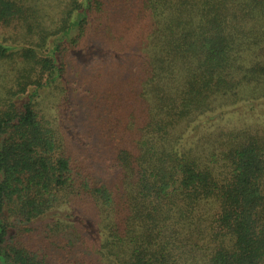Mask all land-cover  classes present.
Returning <instances> with one entry per match:
<instances>
[{"label":"trees","instance_id":"obj_1","mask_svg":"<svg viewBox=\"0 0 264 264\" xmlns=\"http://www.w3.org/2000/svg\"><path fill=\"white\" fill-rule=\"evenodd\" d=\"M0 264H264V0H0Z\"/></svg>","mask_w":264,"mask_h":264},{"label":"rangeland","instance_id":"obj_2","mask_svg":"<svg viewBox=\"0 0 264 264\" xmlns=\"http://www.w3.org/2000/svg\"><path fill=\"white\" fill-rule=\"evenodd\" d=\"M78 53V52H77ZM77 53H75V54H77ZM81 54H84V53H81ZM100 54H95V55H93V56H90L89 54H88V59L87 58H82L81 57V60H83L85 63H87V62H92L93 60H97V59H99L100 57Z\"/></svg>","mask_w":264,"mask_h":264}]
</instances>
